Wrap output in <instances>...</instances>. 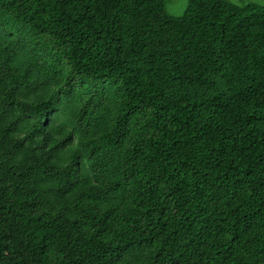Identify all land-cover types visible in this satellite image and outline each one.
<instances>
[{"label": "trees", "instance_id": "trees-1", "mask_svg": "<svg viewBox=\"0 0 264 264\" xmlns=\"http://www.w3.org/2000/svg\"><path fill=\"white\" fill-rule=\"evenodd\" d=\"M0 264H264V5L0 0Z\"/></svg>", "mask_w": 264, "mask_h": 264}, {"label": "rangeland", "instance_id": "rangeland-1", "mask_svg": "<svg viewBox=\"0 0 264 264\" xmlns=\"http://www.w3.org/2000/svg\"><path fill=\"white\" fill-rule=\"evenodd\" d=\"M228 2L241 6L245 3H255L259 5H264V0H227ZM188 0H166L167 11L175 16L182 15L186 7Z\"/></svg>", "mask_w": 264, "mask_h": 264}]
</instances>
